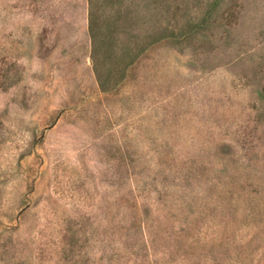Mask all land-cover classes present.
Listing matches in <instances>:
<instances>
[{
    "label": "rangeland",
    "instance_id": "rangeland-1",
    "mask_svg": "<svg viewBox=\"0 0 264 264\" xmlns=\"http://www.w3.org/2000/svg\"><path fill=\"white\" fill-rule=\"evenodd\" d=\"M0 264H264V0H0Z\"/></svg>",
    "mask_w": 264,
    "mask_h": 264
}]
</instances>
